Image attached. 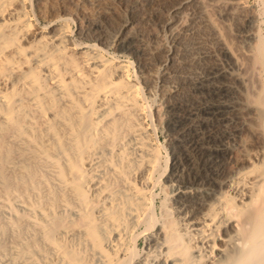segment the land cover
Listing matches in <instances>:
<instances>
[{
  "label": "bare ground",
  "instance_id": "6f19581e",
  "mask_svg": "<svg viewBox=\"0 0 264 264\" xmlns=\"http://www.w3.org/2000/svg\"><path fill=\"white\" fill-rule=\"evenodd\" d=\"M262 6L0 0V264H264Z\"/></svg>",
  "mask_w": 264,
  "mask_h": 264
},
{
  "label": "rangeland",
  "instance_id": "374dc122",
  "mask_svg": "<svg viewBox=\"0 0 264 264\" xmlns=\"http://www.w3.org/2000/svg\"><path fill=\"white\" fill-rule=\"evenodd\" d=\"M249 4L253 7H256L257 9H262V4H263V0H248ZM262 2V3H261ZM261 20H263V18L261 17Z\"/></svg>",
  "mask_w": 264,
  "mask_h": 264
}]
</instances>
